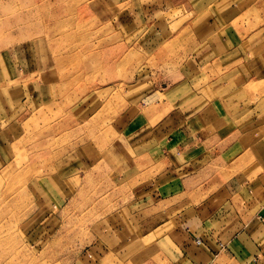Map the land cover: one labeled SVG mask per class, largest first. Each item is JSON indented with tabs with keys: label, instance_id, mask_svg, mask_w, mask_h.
I'll return each mask as SVG.
<instances>
[{
	"label": "crops",
	"instance_id": "0c3cea01",
	"mask_svg": "<svg viewBox=\"0 0 264 264\" xmlns=\"http://www.w3.org/2000/svg\"><path fill=\"white\" fill-rule=\"evenodd\" d=\"M91 2L115 10L114 52L120 60L123 42L130 54L127 70L113 64L123 79L89 86L104 68L90 52L104 50L103 37L81 48L86 56L52 55L63 43L54 12L39 34L9 41L0 49V169L14 163L23 129L80 131L88 137L61 161L34 162L37 172L54 161L49 188L32 190L40 202L89 194V175L111 181L88 252L96 264H264V0Z\"/></svg>",
	"mask_w": 264,
	"mask_h": 264
},
{
	"label": "rangeland",
	"instance_id": "374dc122",
	"mask_svg": "<svg viewBox=\"0 0 264 264\" xmlns=\"http://www.w3.org/2000/svg\"><path fill=\"white\" fill-rule=\"evenodd\" d=\"M36 1L0 0V49L9 41H20L39 34L43 30H40L41 25L48 28L52 23L49 13L51 15L54 12L58 18V32L63 34L57 38L63 39V43L51 46L52 55L63 58L70 52L74 57L86 56L89 50L81 48L86 44L90 48L99 47V44L93 43H96L97 36L103 37L104 50L90 52H100L104 68L95 77H91L94 82L89 86L94 88L123 79V72L117 76L113 64L116 62L127 70V58L130 54L123 42L120 60L114 52L113 44L118 40L112 38L110 17L115 10H105V7L92 3L91 0H52L50 4L49 0H45L43 4ZM37 8L40 10L33 20L32 14ZM9 29H12L11 39L2 36ZM44 33L48 34L46 31ZM44 102L46 101H42ZM62 119L66 121L67 117ZM70 124L73 125V122ZM43 125L36 130V136L31 132L26 133L22 128L19 140L21 143L18 148L14 147V163L0 169V264H96L97 260L90 258L88 252L91 247L96 246L98 202L100 198L101 201L103 197L106 199V195L99 194H102L103 188L112 187L111 181L107 178L98 179V175H89L91 178L83 183L90 191L89 194L42 196L39 202L38 195L32 189L39 182L49 188L53 175L47 174L50 173V163L54 161L48 164L46 161L37 172L33 170L34 162L41 158V154L44 160L50 157L51 160L61 161L65 152L72 150V145L79 143L83 137H88L81 135L80 131L72 133L69 128L63 129L52 123ZM3 128L4 125L0 124V132ZM103 134L106 139H112L108 132ZM36 155L39 157H35ZM107 174L106 172L105 175ZM76 184L72 186L76 187ZM65 187V184L58 183V189ZM49 199H52L51 202Z\"/></svg>",
	"mask_w": 264,
	"mask_h": 264
},
{
	"label": "built area",
	"instance_id": "2783aa9c",
	"mask_svg": "<svg viewBox=\"0 0 264 264\" xmlns=\"http://www.w3.org/2000/svg\"><path fill=\"white\" fill-rule=\"evenodd\" d=\"M199 243V242H198Z\"/></svg>",
	"mask_w": 264,
	"mask_h": 264
}]
</instances>
